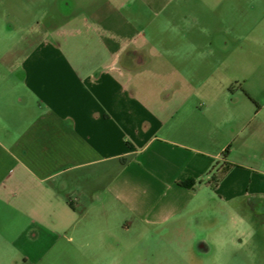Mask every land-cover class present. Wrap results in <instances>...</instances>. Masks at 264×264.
Masks as SVG:
<instances>
[{
  "label": "crops",
  "instance_id": "obj_1",
  "mask_svg": "<svg viewBox=\"0 0 264 264\" xmlns=\"http://www.w3.org/2000/svg\"><path fill=\"white\" fill-rule=\"evenodd\" d=\"M72 4L14 63L3 61L8 48L0 56V262L40 261L79 238L90 244L109 225L170 228L205 201L237 219L238 234H256L264 53L229 49L221 19L217 30L202 24L178 67L157 65L160 57L137 47L128 3ZM5 21L1 13L2 47L11 39ZM216 162L229 167L213 187Z\"/></svg>",
  "mask_w": 264,
  "mask_h": 264
},
{
  "label": "rangeland",
  "instance_id": "obj_2",
  "mask_svg": "<svg viewBox=\"0 0 264 264\" xmlns=\"http://www.w3.org/2000/svg\"><path fill=\"white\" fill-rule=\"evenodd\" d=\"M68 1L71 5L74 1L77 9L118 0H91L89 4L84 0H1L0 14L6 13L7 20L3 29L11 32V39L5 46L0 45V56L4 48L9 49L3 56L6 65L14 63L26 47L36 44L43 32L54 29L63 17L57 9L67 13ZM121 1L128 3L123 14L136 18L137 47L160 57L157 65L162 60L178 67L182 53L195 50L192 44L205 34L202 24L208 26V31L217 30L221 19L229 28L222 31L220 25L219 33L234 37L229 49H245L249 45L252 51L264 53V0H155L168 3L160 10L146 9L144 2L148 0ZM222 4L225 10L218 13L216 7ZM226 5L234 10L228 12ZM212 206L211 201H205L199 210L190 212L183 222L170 228L152 230L133 226L122 232L109 225L92 234L90 244L85 243L88 237L85 242L79 238L71 249H50L37 262L28 259L23 263L18 256L0 264H264V227L251 237L240 235L237 227H233L237 219ZM252 220L258 228L263 219L257 216ZM201 243L206 246L200 247Z\"/></svg>",
  "mask_w": 264,
  "mask_h": 264
},
{
  "label": "trees",
  "instance_id": "obj_3",
  "mask_svg": "<svg viewBox=\"0 0 264 264\" xmlns=\"http://www.w3.org/2000/svg\"><path fill=\"white\" fill-rule=\"evenodd\" d=\"M252 101L255 103L253 99ZM227 152H228V147H226L225 150L222 152V156L225 157L227 155ZM228 167L229 165H226L225 162L222 163L216 162L213 165V167L208 171V174H211L209 180L211 186L214 187L217 184L219 178L226 172ZM214 169L215 171L213 172Z\"/></svg>",
  "mask_w": 264,
  "mask_h": 264
},
{
  "label": "water",
  "instance_id": "obj_4",
  "mask_svg": "<svg viewBox=\"0 0 264 264\" xmlns=\"http://www.w3.org/2000/svg\"><path fill=\"white\" fill-rule=\"evenodd\" d=\"M204 245H205L204 243H201V244H200V247H204ZM205 246H206V245H205Z\"/></svg>",
  "mask_w": 264,
  "mask_h": 264
}]
</instances>
